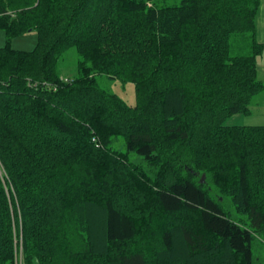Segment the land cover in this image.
<instances>
[{
    "label": "trees",
    "instance_id": "1",
    "mask_svg": "<svg viewBox=\"0 0 264 264\" xmlns=\"http://www.w3.org/2000/svg\"><path fill=\"white\" fill-rule=\"evenodd\" d=\"M169 1L0 0V264H261L260 0Z\"/></svg>",
    "mask_w": 264,
    "mask_h": 264
},
{
    "label": "rangeland",
    "instance_id": "2",
    "mask_svg": "<svg viewBox=\"0 0 264 264\" xmlns=\"http://www.w3.org/2000/svg\"><path fill=\"white\" fill-rule=\"evenodd\" d=\"M179 1V0H177ZM175 0H170L168 3L173 4ZM38 32L36 30L29 33L17 36L11 43V47L19 51H32L38 44ZM244 42L240 40L235 44V48L242 47ZM6 45V35L3 30H0V48ZM248 51V49H246ZM78 54L75 49L67 50L60 62L61 74L65 77H73L77 74V62ZM99 85L112 93L118 94L127 104L135 106L137 102L136 89L131 83L124 84L122 82H114L107 79V76L98 77ZM264 97V96H263ZM251 104V113L249 114H236L226 119V126H264V101L257 104ZM116 149L120 152L126 151V145L122 141L116 146ZM131 161L136 160V155H131ZM224 210L226 213H231L233 216H238L235 207L233 206L230 198L224 201ZM235 218V217H233ZM153 228L157 229L163 225L164 220L160 218L153 219ZM20 253L17 255L16 264H23V247H22V233L20 235ZM254 255L261 264H264V243L260 239H256L254 242Z\"/></svg>",
    "mask_w": 264,
    "mask_h": 264
},
{
    "label": "crops",
    "instance_id": "3",
    "mask_svg": "<svg viewBox=\"0 0 264 264\" xmlns=\"http://www.w3.org/2000/svg\"><path fill=\"white\" fill-rule=\"evenodd\" d=\"M255 38L258 43L263 45L262 53L257 58V71H258L259 80L264 84V0H260V7H259L257 18H256ZM263 96H264V93L255 96L251 104H253L254 102H256L255 104H257L258 102H263L264 101Z\"/></svg>",
    "mask_w": 264,
    "mask_h": 264
},
{
    "label": "water",
    "instance_id": "4",
    "mask_svg": "<svg viewBox=\"0 0 264 264\" xmlns=\"http://www.w3.org/2000/svg\"><path fill=\"white\" fill-rule=\"evenodd\" d=\"M204 180V176H203V178H202V181Z\"/></svg>",
    "mask_w": 264,
    "mask_h": 264
}]
</instances>
